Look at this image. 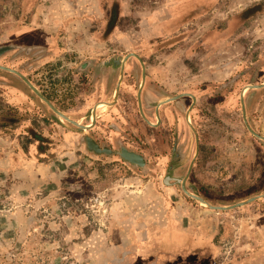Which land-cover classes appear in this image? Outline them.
<instances>
[{"label":"rangeland","instance_id":"1","mask_svg":"<svg viewBox=\"0 0 264 264\" xmlns=\"http://www.w3.org/2000/svg\"><path fill=\"white\" fill-rule=\"evenodd\" d=\"M129 54L140 60L125 61L115 104L83 133L0 70V264H264V198L208 210L173 180L193 162L186 186L213 206L264 194V142L240 105L243 89L264 83V0H0V65L81 125L112 102ZM139 90L151 123L157 104L196 98L197 154L190 98L161 106L162 126H149ZM244 103L264 137V89H247ZM85 136L146 166L96 155ZM189 214L211 236L177 252L184 233L169 227Z\"/></svg>","mask_w":264,"mask_h":264},{"label":"water","instance_id":"2","mask_svg":"<svg viewBox=\"0 0 264 264\" xmlns=\"http://www.w3.org/2000/svg\"><path fill=\"white\" fill-rule=\"evenodd\" d=\"M130 57H134L138 60H140L139 56L136 55V54H129L127 55L124 60L120 63V75H119V80H118V83H117V86H116V89L114 91V94H113V100L112 102H109V103H105V102H100V103H104L106 104V110H103V107H98V104L95 105L92 110H91V113L89 115V119H88V124H91L90 126H87L86 125H81L79 124L78 122L76 121H73L71 119H69L68 117L64 116L61 112H59L58 110H56L53 105L44 97L42 96V94H40L38 92V90L31 84V82L22 74L20 73L19 71H16L14 69H11V68H8V67H5V66H1L0 65V70H3V71H6V72H9L11 74H14L15 76H17L20 80H22L27 86L28 88L37 96V98H39V100L41 102H43L45 105H47L50 110L58 117V118H61L67 122H69L70 124L76 126L78 128V132H85V131H90L92 130L93 128L96 127L97 125V122H98V119L100 118V116L97 115V109L98 108H102V111L104 113L107 114V108H112V106L115 104V101L116 99L118 98V93H119V90H120V86L122 84V79H123V71H124V63L125 61L130 58ZM141 62V61H140ZM142 66H143V63L141 62L140 63ZM144 70V69H143ZM144 78H145V75H144V71H143V74H142V84H141V87L143 86V83H144ZM247 89L249 90H262L264 89V83H261L259 85H252V86H247L246 87ZM140 90L138 92V95H137V103H138V109H139V114L142 118V120L149 126H162V118L160 116V107L161 106H164L166 104H170V103H173V102H177L179 99L181 98H185V97H188L192 100V103L190 106H188L187 109H185L184 111V115H185V122L186 124L188 125V127L190 128V130L193 132L194 136H195V139H196V154L198 153V137H197V133H196V130L194 129V127L192 126V123L187 121L188 118H190L191 120V112H192V108L196 102V98L192 95V94H188V93H184V94H180V95H177L171 99H168L166 100L165 102L162 103V105L160 104H157L155 106V123H151L148 118L146 117L144 111H143V108H142V104H141V99H140ZM246 92V91H245ZM244 89L241 91L240 93V105H241V110H242V118H243V122H244V125L246 127V129L248 130V132L256 137L257 139L261 140L264 142V137L258 135L257 133H255L248 121H247V118H246V109H245V103H244ZM173 115H174V112L173 111H168L166 113V116H164L165 118L164 119H167V120H171L173 119ZM92 117H94V120H92ZM189 120V119H188ZM85 140V146L86 148L90 151V152H93L95 153L96 155H106V156H110V155H116L120 158V160L126 162V163H129L130 165H133V166H137L139 168H144L146 166V159L132 151V150H128L126 149L125 147L124 148H120V150L118 152H111V154H109V152L111 150H106L105 148H102L101 146L98 145V143L93 140L91 138V136H85L84 138ZM123 147V146H122ZM193 163V162H192ZM192 163H191V166H192ZM191 166L189 167V170H188V173L187 175L179 180V179H173V178H166V180L168 179H173L174 182L180 184L181 186V189L183 191V193L188 196L189 198L193 199L194 201H196L201 207L203 208H206L208 210H214V211H220V212H223V211H230V210H234L236 208H240V207H243V206H246L252 202H256V201H259L261 200L262 198H264V194L263 195H259V196H256V197H253V198H250L248 200H245V201H242V202H239V203H236V204H233V205H230V206H213L211 204H209L206 200H204L203 198L193 194L192 192L194 191V188L193 187H189L187 188L186 186V182H187V177H188V174L190 173V170H191Z\"/></svg>","mask_w":264,"mask_h":264},{"label":"crops","instance_id":"3","mask_svg":"<svg viewBox=\"0 0 264 264\" xmlns=\"http://www.w3.org/2000/svg\"><path fill=\"white\" fill-rule=\"evenodd\" d=\"M51 17L53 20L58 19V11L55 7H52L51 9L48 10V18ZM198 219L196 217H194L193 215L189 214L186 215L184 218V227H180V226H175L172 225L169 227L170 228H174L177 230H180L182 233H184V235H178L176 238V242L174 241V243L178 246L177 248V252H188L191 250H194L192 248H188L191 245H193L194 242H196L197 240H201V241H208V238L211 236L210 232L208 231L209 229V221L208 220H204V224L202 222V225L200 227V229L197 228L198 226ZM214 230V229H213ZM174 238V237H173ZM197 248V247H195ZM188 249V250H187ZM207 253H211L209 251H207ZM245 264H252L251 263H245Z\"/></svg>","mask_w":264,"mask_h":264},{"label":"bare ground","instance_id":"4","mask_svg":"<svg viewBox=\"0 0 264 264\" xmlns=\"http://www.w3.org/2000/svg\"><path fill=\"white\" fill-rule=\"evenodd\" d=\"M246 90H247V88L244 89V92H245ZM105 106H106V104H104V103H99V104H98V107H103V110H106V109H105V108H106ZM188 119H189V120H188ZM188 119H187V121L191 122L190 118H188ZM92 120H94V117H92ZM90 125H91V124H87L86 127H87V126H90Z\"/></svg>","mask_w":264,"mask_h":264},{"label":"flooded vegetation","instance_id":"5","mask_svg":"<svg viewBox=\"0 0 264 264\" xmlns=\"http://www.w3.org/2000/svg\"><path fill=\"white\" fill-rule=\"evenodd\" d=\"M137 60H138V59H137ZM140 63H141V62H140ZM141 66H142V65H141ZM143 69H144V70H143ZM145 70H146V69L144 68V66H142V70H141L142 73H141V76H142L143 71H144V75H145V78H146V72H145ZM145 78H144V79H145ZM190 101H191V103H192V100H191V99H190ZM195 103H196V102H195ZM155 122H156V121H155ZM156 123H157V122H156Z\"/></svg>","mask_w":264,"mask_h":264}]
</instances>
